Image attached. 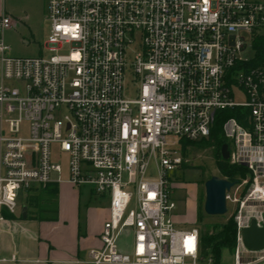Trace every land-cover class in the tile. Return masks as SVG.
Here are the masks:
<instances>
[{"label": "built area", "instance_id": "1", "mask_svg": "<svg viewBox=\"0 0 264 264\" xmlns=\"http://www.w3.org/2000/svg\"><path fill=\"white\" fill-rule=\"evenodd\" d=\"M51 54H7L0 15V210L48 183L108 198L91 264H215L200 229L174 219L181 140L208 139L222 111L232 264H264L243 229L264 225V0H44ZM248 49L252 55H245ZM135 91L134 96L132 94ZM0 219L2 217L0 216ZM131 230L130 252L118 238Z\"/></svg>", "mask_w": 264, "mask_h": 264}, {"label": "crops", "instance_id": "2", "mask_svg": "<svg viewBox=\"0 0 264 264\" xmlns=\"http://www.w3.org/2000/svg\"><path fill=\"white\" fill-rule=\"evenodd\" d=\"M10 16L13 25L3 32L11 42L35 40L44 19V0H0V15ZM48 23V22H47ZM49 29V28H48ZM5 124L0 121V129ZM54 183V182H53ZM58 188L56 220L34 218L27 208V195L18 199L15 213L0 210V264H91L87 261L90 248H100L103 224L109 217L108 198L91 195L82 189L65 195L68 182L55 183ZM106 199L104 215L96 217L97 205ZM25 207V217L23 216ZM131 230L123 231L118 248L130 252Z\"/></svg>", "mask_w": 264, "mask_h": 264}, {"label": "rangeland", "instance_id": "3", "mask_svg": "<svg viewBox=\"0 0 264 264\" xmlns=\"http://www.w3.org/2000/svg\"><path fill=\"white\" fill-rule=\"evenodd\" d=\"M38 35L35 40L25 39L28 43L22 41L11 42L6 38V44L9 46L7 52L10 56L16 57H37L39 55L47 56L49 52L44 47L47 39L49 24L40 25ZM245 55L251 56L252 50L248 49ZM134 89L132 94L134 96ZM204 141L190 143L184 149H181L184 158V164L172 175V198L176 203L174 210V219L179 227L187 228L191 225L197 226L201 231L216 233L224 227L231 218V205L227 204V212L224 215H208L204 212V182L212 176L225 178L221 175L217 167V158L212 153V149L204 146ZM228 163V162H227ZM228 165H230L228 163ZM245 175V174H244ZM235 178H242L240 173H236ZM227 179V178H225ZM68 189L64 186L65 195H75L77 188ZM82 195H86L87 187H83ZM23 195V194H22ZM96 217L104 215L107 207L106 199L96 206ZM233 248L221 250L219 264H232Z\"/></svg>", "mask_w": 264, "mask_h": 264}, {"label": "trees", "instance_id": "4", "mask_svg": "<svg viewBox=\"0 0 264 264\" xmlns=\"http://www.w3.org/2000/svg\"><path fill=\"white\" fill-rule=\"evenodd\" d=\"M255 55L253 65L262 59L264 54V36L256 41L253 45ZM233 113L222 111L216 119L211 134L208 139H202L204 146L211 148L212 153L217 158V167L221 175L230 181H236V173H240L244 177V169L241 166L228 165L220 155V148L226 141L222 136L221 125L224 118L232 116ZM199 140V141H202ZM196 141L181 140V149H184L190 143ZM57 196L58 188L55 183L41 185L27 193V208L34 218L39 220H56L57 218ZM235 223L233 217L216 233L200 230V252L203 259L211 258L215 264H219L221 250L223 248L230 249L235 247Z\"/></svg>", "mask_w": 264, "mask_h": 264}, {"label": "water", "instance_id": "5", "mask_svg": "<svg viewBox=\"0 0 264 264\" xmlns=\"http://www.w3.org/2000/svg\"><path fill=\"white\" fill-rule=\"evenodd\" d=\"M221 158L225 161L229 158L227 144L220 148ZM234 185L233 181L218 176H212L204 182V212L208 215H224L227 212L225 193ZM25 217V207H23ZM243 241L246 248L259 250L264 247V225L257 227L252 221L251 225L243 229Z\"/></svg>", "mask_w": 264, "mask_h": 264}]
</instances>
